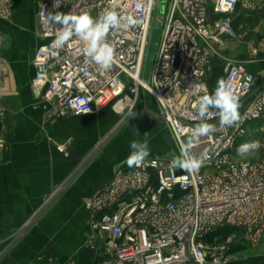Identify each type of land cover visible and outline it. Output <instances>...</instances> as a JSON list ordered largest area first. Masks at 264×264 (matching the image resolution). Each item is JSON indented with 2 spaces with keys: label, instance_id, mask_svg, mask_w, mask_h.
Wrapping results in <instances>:
<instances>
[{
  "label": "built area",
  "instance_id": "obj_1",
  "mask_svg": "<svg viewBox=\"0 0 264 264\" xmlns=\"http://www.w3.org/2000/svg\"><path fill=\"white\" fill-rule=\"evenodd\" d=\"M15 0H0V22L11 18ZM58 6H54V5ZM160 0H42L37 10L42 44L34 52L33 84L56 117L95 114L118 100L131 112L139 91L151 95L178 146L175 157H147L140 167H118L105 186L86 200L90 210L91 244L103 250V264H228L240 235L255 238L264 230V142L257 160L235 158L247 126L264 114V88L256 91L257 76L229 60L222 80L240 99V120L219 125V111L205 122L216 130L201 137L192 150H207L201 167L188 172L173 166L184 138L201 123L198 98L211 94L207 72L220 36L234 37L229 17L238 0H166L164 25L149 82L143 70ZM113 8L141 24L110 31L115 49L110 70L104 71L87 55V43L73 38L63 48L53 41L61 25L49 12L90 13L94 18ZM224 17L210 24V15ZM0 33V50L3 44ZM1 58V54H0ZM234 232L226 241H207L217 229Z\"/></svg>",
  "mask_w": 264,
  "mask_h": 264
},
{
  "label": "crops",
  "instance_id": "obj_2",
  "mask_svg": "<svg viewBox=\"0 0 264 264\" xmlns=\"http://www.w3.org/2000/svg\"><path fill=\"white\" fill-rule=\"evenodd\" d=\"M41 2L15 0L11 18L0 22L10 42L0 50V214L36 212L60 188L58 206L47 209L10 243L0 264H103V250L91 244L88 210L82 205L84 213L77 214L73 208L127 165L114 149H101L96 137L98 116L110 106L95 114L56 117L43 88L33 84L32 58L43 41L37 21ZM222 17L212 13L210 24ZM229 17L236 34L220 36L207 80L215 89L232 60L256 74L258 91L264 88V0H238ZM158 113L156 119H162L159 106ZM167 126L174 147L149 157L177 155ZM228 264H264V230L253 239L240 235Z\"/></svg>",
  "mask_w": 264,
  "mask_h": 264
},
{
  "label": "clouds",
  "instance_id": "obj_3",
  "mask_svg": "<svg viewBox=\"0 0 264 264\" xmlns=\"http://www.w3.org/2000/svg\"><path fill=\"white\" fill-rule=\"evenodd\" d=\"M47 18L50 23L61 25L53 41L56 48H63L76 36L87 43L86 55L104 71L112 68L115 58V49L107 41L109 32L128 30L141 24L140 20L132 16L119 15L113 8L105 9L95 18L86 12H49ZM240 106L239 97L233 94L224 80L217 82L213 93L200 96L194 107H197L202 122L191 129L190 138L181 146L179 156L172 161L173 166L188 172L197 171L207 156V150L198 156L192 150L199 144L201 137H206L216 130V125L205 122L211 115V110L219 111L221 127H232L240 120ZM148 136L149 133L146 132L143 140L133 139L129 142L131 151L124 161L129 168L140 167L151 154ZM261 147L259 140H250L239 145L237 153L243 156Z\"/></svg>",
  "mask_w": 264,
  "mask_h": 264
},
{
  "label": "rangeland",
  "instance_id": "obj_4",
  "mask_svg": "<svg viewBox=\"0 0 264 264\" xmlns=\"http://www.w3.org/2000/svg\"><path fill=\"white\" fill-rule=\"evenodd\" d=\"M166 0H160V6L153 14V23L157 28H163L164 25V7ZM13 15V13H12ZM3 35L2 46L9 45L10 42H6L5 35ZM3 76L0 73V82H2ZM124 100H118L110 106V108L101 114L98 118L101 121L97 128V139L101 140L99 147L104 150L111 149L119 156V160L123 161L130 153L129 142L133 139L143 140L144 133H149V148L150 155L156 154L157 151H168L173 145L174 140L171 136L170 130L167 124L162 119H156L158 113V106L155 103L154 98L144 91H139L138 99L133 107L132 111H129V106L124 105ZM123 104V105H122ZM122 105V106H121ZM156 121H155V119ZM188 138H184L186 142ZM250 140H259L263 146L264 142V114L253 121L247 126L246 134L237 143L235 150V158L237 160L253 159L257 160L261 157L262 147L246 155H239L237 148L244 142ZM4 142L0 140V146ZM92 144L90 143V146ZM60 188H57L52 196H49L41 207L36 212L30 214H17V211H11L9 214H0V253L2 254L6 247L17 240L23 232H27L31 227L33 221L38 219L41 214L47 209L52 208L53 205L58 206L56 198ZM87 197L83 200V203H78L77 208H73L75 213L82 214V205L86 207L90 214L89 207L87 205ZM55 200V201H54ZM28 213V212H27ZM84 213V212H83ZM226 229L222 228L216 231L213 239L218 241H226L230 236L226 234ZM6 251V250H5Z\"/></svg>",
  "mask_w": 264,
  "mask_h": 264
},
{
  "label": "water",
  "instance_id": "obj_5",
  "mask_svg": "<svg viewBox=\"0 0 264 264\" xmlns=\"http://www.w3.org/2000/svg\"><path fill=\"white\" fill-rule=\"evenodd\" d=\"M159 38H160V28H157L153 24L151 34H150V42H149V46H148V50H147L144 70H143V82H145V83L149 82L154 56H155L157 49H158ZM24 233H26V232H24ZM4 254L0 253V259L2 258V256Z\"/></svg>",
  "mask_w": 264,
  "mask_h": 264
},
{
  "label": "trees",
  "instance_id": "obj_6",
  "mask_svg": "<svg viewBox=\"0 0 264 264\" xmlns=\"http://www.w3.org/2000/svg\"><path fill=\"white\" fill-rule=\"evenodd\" d=\"M252 123V122H251ZM241 139H239V141H240ZM238 141V142H239ZM225 229H226V234H229V235H231L233 232H234V229L233 228H230V227H224ZM220 229H222V228H220ZM217 230H219V229H217ZM217 230H215L214 232H212L211 234H209L207 237H206V240L207 241H214L215 239H213V236H215V234H216V231Z\"/></svg>",
  "mask_w": 264,
  "mask_h": 264
}]
</instances>
